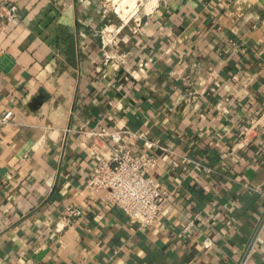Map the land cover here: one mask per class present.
Listing matches in <instances>:
<instances>
[{
	"label": "crops",
	"instance_id": "1",
	"mask_svg": "<svg viewBox=\"0 0 264 264\" xmlns=\"http://www.w3.org/2000/svg\"><path fill=\"white\" fill-rule=\"evenodd\" d=\"M8 3L0 264H239L264 223V0ZM99 125L143 135L125 136L133 152L144 137L165 147L151 173L170 196L152 225L90 187ZM70 203L83 215L64 216ZM250 264H264V230Z\"/></svg>",
	"mask_w": 264,
	"mask_h": 264
},
{
	"label": "built area",
	"instance_id": "2",
	"mask_svg": "<svg viewBox=\"0 0 264 264\" xmlns=\"http://www.w3.org/2000/svg\"><path fill=\"white\" fill-rule=\"evenodd\" d=\"M0 16L8 24L18 21L19 7L16 3H8L0 8ZM105 43H112L113 38L103 35ZM5 48L0 43V57ZM106 60L112 56L108 51L104 52ZM13 117V111L7 110L1 117L0 123H7ZM86 136L91 139L88 151L97 160L90 177L89 185L94 190L105 189L106 199L124 210L131 223L140 227L152 225L161 213L162 207L169 199L170 191L163 187L162 183L151 173L158 165V155L152 151L154 148H165L159 141L144 137V144L150 150L133 152L125 144V136L129 135L133 141L137 137L143 138L136 132L127 129H112L105 125H99L86 131ZM193 162L190 157L182 159L173 158V165ZM254 189L261 192L258 187ZM67 217L83 215V209L75 203H70L62 210ZM191 219L185 227V231L194 225ZM264 223L255 234L254 240L244 254L239 264H250V259L258 244L263 241ZM212 239L206 237L205 243L210 244Z\"/></svg>",
	"mask_w": 264,
	"mask_h": 264
},
{
	"label": "rangeland",
	"instance_id": "3",
	"mask_svg": "<svg viewBox=\"0 0 264 264\" xmlns=\"http://www.w3.org/2000/svg\"><path fill=\"white\" fill-rule=\"evenodd\" d=\"M147 0H120V6H119V9L120 11L122 12V10H125L126 7L129 5V4H135L137 6H139L141 4V2H146ZM110 2V1H109ZM118 9V10H119ZM126 18V16H124Z\"/></svg>",
	"mask_w": 264,
	"mask_h": 264
},
{
	"label": "bare ground",
	"instance_id": "4",
	"mask_svg": "<svg viewBox=\"0 0 264 264\" xmlns=\"http://www.w3.org/2000/svg\"><path fill=\"white\" fill-rule=\"evenodd\" d=\"M119 7V6H118Z\"/></svg>",
	"mask_w": 264,
	"mask_h": 264
}]
</instances>
